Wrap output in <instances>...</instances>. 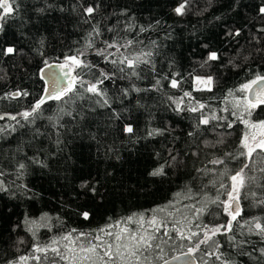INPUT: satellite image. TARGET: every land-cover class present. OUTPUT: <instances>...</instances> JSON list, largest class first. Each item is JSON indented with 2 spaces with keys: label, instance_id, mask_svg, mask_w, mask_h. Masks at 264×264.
I'll return each mask as SVG.
<instances>
[{
  "label": "trees",
  "instance_id": "16d2710c",
  "mask_svg": "<svg viewBox=\"0 0 264 264\" xmlns=\"http://www.w3.org/2000/svg\"><path fill=\"white\" fill-rule=\"evenodd\" d=\"M182 2L8 0L14 11L0 20V264H90L80 247L99 243L96 236L113 243L100 230L122 228L156 237L145 264L189 248L197 264H264V234L254 227H264V151L249 158L243 147L264 104L249 102L242 87L264 76V0H188L177 15ZM88 6L96 8L90 16ZM211 52L218 59L208 60ZM75 55L84 64L73 69L72 91L24 118L43 93L41 67ZM124 57L139 59L129 68ZM101 70L109 75L98 84L102 95L87 92L79 81L95 83ZM197 75L212 78L210 90L194 87ZM242 168L232 220L225 202ZM154 216L167 227L126 223ZM206 233L211 239L196 248ZM69 234L75 243L62 239ZM98 253L95 264H109Z\"/></svg>",
  "mask_w": 264,
  "mask_h": 264
},
{
  "label": "snow or ice",
  "instance_id": "6c2138e0",
  "mask_svg": "<svg viewBox=\"0 0 264 264\" xmlns=\"http://www.w3.org/2000/svg\"><path fill=\"white\" fill-rule=\"evenodd\" d=\"M188 0H184V2L180 3L179 6H177L174 11L177 15H183L185 7L187 5ZM0 10H2L3 15H0V20H3L6 16H9L12 14V12L14 11V9L12 8V6L8 3V0H0ZM96 11V8L93 6H88L84 9V13L86 15H92L94 12ZM259 13L261 15H264V6H261L259 8ZM260 31H264V29H260ZM236 36H238L240 34L239 30L237 29L234 33ZM233 35V33L231 31H229L228 33H226V36H231ZM129 44H131V42H129ZM88 47H91V44L88 45ZM108 48H115L117 47L115 44H108L107 45ZM5 50H0V52H4ZM15 48L14 47H8L6 49V54H13L15 53ZM84 53L81 52L80 55H83ZM101 54V53H98ZM150 55V53L148 54ZM139 58L137 57L136 59H128L127 57H124L123 59H121L119 61L120 64H126L127 67L129 68H134L135 64L137 62ZM218 59L217 53L216 52H211L208 56V60H216ZM67 61H71L72 64H74L77 67H80L84 64V62L82 60L79 59L78 56H70L66 58V63L64 65H60L61 68H64L67 66ZM147 62V61H145ZM113 64L117 63V61L113 60L112 61ZM50 67V66H49ZM120 71H124L123 68L120 69ZM67 73H64V76L67 77ZM99 76L101 77V79H98L95 83H88L85 81H79V83L81 85L85 86V90L87 92L90 93H95L96 95H102V93L98 90V84H102L103 81L105 79L109 78V75L104 72L103 70L100 71ZM264 80V76H257V78L253 81H251L249 84H245L243 85V89H249L252 87V85L257 84L259 81ZM198 81L200 83H203L205 85H207L209 87L210 90V86L212 83V78L208 77L206 80H201L198 78ZM76 78L74 77L72 80V83H76ZM177 81L173 80L171 86L172 87H177ZM72 91V87L71 84L66 87V88H61L57 82L56 79H52L50 81V85L49 87H47L45 89L46 92V96L42 97L31 109L30 112H24L22 113L24 118H28L29 116H31L33 113H37L40 109L42 104L45 103L46 99H61L64 95L67 94V92ZM13 96H19L21 95L20 92H16L14 94H12ZM23 95H27V93H23ZM185 95H189L188 93H185ZM107 101L105 100V103ZM260 103H264V99H260L259 101ZM255 104H252V107H255ZM201 107H203V105H201ZM192 111H197L196 108H192ZM3 117H0V119H2ZM12 119H15V117H11ZM215 118V117H214ZM200 123L202 124H207L208 120L204 119L202 121H200ZM261 126H264V122H261ZM132 128L126 127L125 131L127 132H132ZM189 135H191V133H189ZM243 147L248 148V152H247V156L249 158L252 157V153L256 150V148H259L261 151H264V140L259 141V143L256 145L255 148H249L247 143L243 144ZM243 155V154H242ZM173 159H175L173 157ZM211 163L213 164H219V163H223V161H219V160H214L211 161ZM24 167V165H20V168L22 169ZM248 165H244V168H247ZM244 168H242L239 172H237L235 175L231 176V180L233 182H236L237 180L240 181L241 185H243L244 183V177H243V172H244ZM163 169L162 168H158L155 171H153L151 174L152 175H159L162 174ZM83 186H87V181L84 182ZM236 191V187H235V183L233 184V192ZM233 192H230L229 195V200H234L235 197L233 195ZM231 207V205L227 204V202H225V211L229 213V215H231L232 220L236 219V216L239 215V211L238 210H232L229 211V208ZM238 208V206H237ZM161 211H163V209H161ZM84 217L87 218L88 217V213L85 212L83 213ZM133 222H137L140 224L141 227L144 226L145 223H147L148 225H150L155 231H159L160 227H167L166 224H163V222H158L156 217H152L150 220L145 221L143 219V217H140V219L138 221H133V219L130 217L128 218V221L126 223H133ZM255 229L261 233L264 234V227H262L261 223L256 222L254 224ZM224 228V226H219L216 227L215 229L211 230L212 234L215 235L216 233L220 232L221 229ZM102 233H104L107 236H112L113 237V243H105L101 236H96L94 239L96 241H98L99 243H93L92 241H88L87 246H81L80 247V252L83 254L80 259L81 260H87L90 262V264H95V260L93 259L94 255H99L98 253V249L102 250V257H107L109 264H112V262L114 260H119V259H129V260H134L135 264H145V261L147 259L146 256H144V253L147 252L148 250L153 248V243L152 241L156 239V237L154 235H152L151 233H149L148 235H137L135 232H129L127 228H122L120 233L118 234H114L111 231H107L105 229H101L100 230ZM225 231H231V221H229V224L227 226V228H225ZM83 235V234H81ZM164 235H168V232L166 231L164 233ZM197 233H191V236H196ZM206 238L204 240H200L197 244H196V248L199 247L200 244L202 243H207L208 239H211L210 236L207 235V233L205 234ZM180 237L182 239H191V237H185L183 235V233H180ZM62 239L69 241V243H75V240H73L71 234L64 236ZM78 239V238H77ZM127 241V242H125ZM53 243L55 244L56 241H53ZM158 247V245H157ZM115 249V251H114ZM53 252H56L57 255H61L59 250L57 248H52L51 249ZM35 251H45V249H41V248H36ZM69 251H74V249H69ZM194 251L193 248H189V254H191ZM262 252H264V250H262ZM217 259H221L220 256L216 257ZM24 257H21V260H24ZM61 259H65L67 260L68 257L61 255ZM222 264H228V261H222Z\"/></svg>",
  "mask_w": 264,
  "mask_h": 264
},
{
  "label": "water",
  "instance_id": "95a60500",
  "mask_svg": "<svg viewBox=\"0 0 264 264\" xmlns=\"http://www.w3.org/2000/svg\"><path fill=\"white\" fill-rule=\"evenodd\" d=\"M60 65H62L61 61H51V62L45 63L41 67L39 74H40L41 79L44 82V89H43V93L41 97L36 101V103L42 97H45L47 95L45 92V89L49 87L50 81L52 79H56L61 88H66L70 84L72 86L73 73L70 72L67 67L61 68ZM64 73L68 74L67 77L64 76ZM246 96H247L248 101L251 103L264 104V103L259 102L260 99H264V80L259 81L257 84L252 85L251 88L247 89ZM229 205H231V207L229 208V211H232L235 209V210H238L240 213L241 204H240V200L238 199V197H235L234 200H231ZM158 264H197V261H196L195 256L192 253L189 254V251H184V252L175 253L165 258Z\"/></svg>",
  "mask_w": 264,
  "mask_h": 264
},
{
  "label": "rangeland",
  "instance_id": "374dc122",
  "mask_svg": "<svg viewBox=\"0 0 264 264\" xmlns=\"http://www.w3.org/2000/svg\"><path fill=\"white\" fill-rule=\"evenodd\" d=\"M78 56L80 59V55H75ZM62 65L66 63V59L61 61ZM70 72H73V69L75 67L74 64H72L71 61H67V66H66ZM209 76L206 75H197L194 77L193 83L194 87L197 88H207L208 86L200 83L198 81V78L201 80H206ZM249 84V83H247ZM247 122V121H246ZM261 122H264V120L254 122L250 125L249 132L245 133L243 136V143H247L249 148H255L256 145L259 143V141L264 140V126H261ZM248 150V148H246ZM235 183V187L239 185V180H237ZM238 188V187H237ZM236 188V190H237ZM234 197H237L236 191L233 192ZM231 200L229 198L227 199V204L230 203Z\"/></svg>",
  "mask_w": 264,
  "mask_h": 264
}]
</instances>
